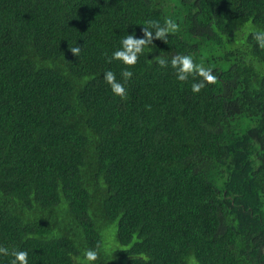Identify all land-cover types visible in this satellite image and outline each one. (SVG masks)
I'll return each mask as SVG.
<instances>
[{
  "label": "trees",
  "instance_id": "trees-1",
  "mask_svg": "<svg viewBox=\"0 0 264 264\" xmlns=\"http://www.w3.org/2000/svg\"><path fill=\"white\" fill-rule=\"evenodd\" d=\"M260 31L264 0H0V247L28 264H264ZM128 37L146 43L131 65L112 58ZM182 55L215 83L193 92Z\"/></svg>",
  "mask_w": 264,
  "mask_h": 264
},
{
  "label": "clouds",
  "instance_id": "clouds-1",
  "mask_svg": "<svg viewBox=\"0 0 264 264\" xmlns=\"http://www.w3.org/2000/svg\"><path fill=\"white\" fill-rule=\"evenodd\" d=\"M166 24L168 27L165 30L175 31L178 27V25L174 23L171 19H169L166 22ZM260 34H264V31L257 32L254 38L259 39ZM123 44L128 49V52L125 53L123 51L117 50L113 53L112 58L121 60L125 64H129V65L135 64L136 56L132 52V49L135 48L136 51H139L141 45H144V46L146 45L145 41L144 40H134L131 37H128L127 39L123 40ZM71 51L73 52V54L78 55L80 52V49L78 47H74V48H71ZM161 63H163V61H161ZM180 63L182 64V71L186 73H191L193 69L196 68L198 69V74L201 77H203V80L201 82L194 83L192 85L193 92H199L205 86L204 81H207L209 83H215L217 77L213 74L212 69L211 68L206 69L202 66L195 65L190 55H182L180 58ZM122 75L125 78H129L131 77L132 73L131 71L125 70L122 73ZM179 79L183 81V80H186L187 77L181 76ZM105 80L111 85L112 90L115 94L120 95V96L124 95L125 88L123 87L121 83L116 82L115 75L112 71H107L105 73ZM0 254L10 255L11 257H13V259L11 260V264H28V258H27L28 253L26 251L14 249L10 252L8 248L0 247ZM97 255L98 254L95 250L89 249L85 252V258L88 261H95L97 259Z\"/></svg>",
  "mask_w": 264,
  "mask_h": 264
},
{
  "label": "rangeland",
  "instance_id": "rangeland-1",
  "mask_svg": "<svg viewBox=\"0 0 264 264\" xmlns=\"http://www.w3.org/2000/svg\"><path fill=\"white\" fill-rule=\"evenodd\" d=\"M114 230H115V228H116V226L115 225H113V227H112ZM115 232V231H114ZM109 238H110V240H114V237H111L110 235H109ZM113 238V239H112ZM105 243H106V249H105V253L106 254H108V253H110L111 252V249H109V246H113V245H110V243L108 242V240H105Z\"/></svg>",
  "mask_w": 264,
  "mask_h": 264
}]
</instances>
